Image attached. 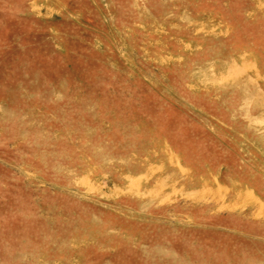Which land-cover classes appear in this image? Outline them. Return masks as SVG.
<instances>
[{
  "label": "rangeland",
  "instance_id": "rangeland-1",
  "mask_svg": "<svg viewBox=\"0 0 264 264\" xmlns=\"http://www.w3.org/2000/svg\"><path fill=\"white\" fill-rule=\"evenodd\" d=\"M0 264H264V0H0Z\"/></svg>",
  "mask_w": 264,
  "mask_h": 264
}]
</instances>
